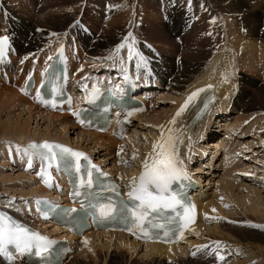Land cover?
<instances>
[{"label":"bare ground","instance_id":"bare-ground-1","mask_svg":"<svg viewBox=\"0 0 264 264\" xmlns=\"http://www.w3.org/2000/svg\"><path fill=\"white\" fill-rule=\"evenodd\" d=\"M111 2L115 4L118 0H0V37H8L9 59L8 62L6 61L7 64L0 67V139L14 134L17 138L11 145L25 146L27 140L42 138L57 140L82 149L91 160L95 157L94 161L109 170L125 189H130L132 178L139 177L143 171V163L153 152V144L160 139L159 126H164L165 131L174 128L175 134L182 139V143H177L176 147L190 183L196 187L198 194L203 192L202 197L197 200L199 208L197 219L185 232L184 239L170 245L145 242L141 244L123 233L95 232L80 237L68 236L64 230L46 222H40L38 229L50 236L61 235L60 233L64 232L62 236L69 240L72 248L80 249L78 254L73 253L67 257L63 264H142L141 261L133 258L137 255H140L143 264H166L167 261L169 264H213L214 262L222 264L227 260V256L220 261L212 254L217 251L214 243L216 241L222 244L218 253L219 250L225 254L234 250L238 255L247 256L248 260L237 264H264V233L257 230L256 233L252 232L255 235H246L244 232V229L249 227L247 220H264V197L261 198L260 191L248 184H245L247 187H237L240 184L238 183L240 177L237 178L236 174L242 169L238 170V165L234 162L237 156L232 154L233 156L229 157L231 152L227 160L222 159L223 169L216 171L217 153L225 145V140H218L219 131L225 130L227 126L241 127L243 121L247 122V118L249 120L247 125L264 120V0H191L190 6L188 0H125L121 4L125 6L124 9L119 7L110 9L108 6H111ZM100 5L101 7L107 5L105 9L107 12L118 9L105 24L104 33L93 36L85 32L84 18L93 11L98 21L102 20L106 12H100ZM116 6H119V3ZM161 10L167 11L169 15L165 23L158 16ZM213 20L215 23H212ZM6 21L9 23L8 26ZM196 30L202 31L205 37L213 38L207 50H205V40L200 47L194 49L193 44L197 39L193 40V33ZM129 32L137 38L140 52L149 61V71L135 72L137 61L133 60L134 64L128 61L127 48L120 52L119 58L124 61V67L129 69L128 74L138 83L136 87L139 89L144 86L152 90L159 86L161 81L166 87H170V91L181 93L178 99L173 98L175 101L168 99L174 103L170 106L171 111L168 109L170 111L168 116L161 118L153 101L152 103L147 101L145 111L128 120V123L136 120L139 122L141 119L146 120L147 118L144 117L147 115L153 120L151 124L155 129L150 144L145 147L146 152L140 153L138 158L141 160L140 164H136L135 167L133 162L127 163L131 168L125 169L123 161H127L124 156L127 154L118 147L122 145L121 138L129 136L126 125L111 129L106 134L82 129L75 124L69 113L50 112L48 107L38 103L35 97L29 98L23 87L31 75L37 82L36 87H39L42 84L39 74L43 76L46 73L49 62L61 49L68 60L69 77L73 85L78 86H72L73 92L70 91L72 96L78 95L77 104L74 106L77 110L83 106V101L94 84L110 85L118 78L124 77L119 60L116 57L113 59L107 57ZM75 35V41H70L68 36ZM144 37L158 44V47L150 46L142 40ZM80 43L86 53L83 52ZM40 48L42 49L37 53H28ZM147 49L150 51L148 52ZM16 53L25 54L27 59L16 58ZM83 53L88 60L84 56L82 58ZM101 64H105L103 69L105 71H100ZM112 71L115 72V77H112ZM85 85L88 86V91L84 90ZM209 85L212 87L209 88ZM79 89L84 90L82 95L77 94ZM197 89H206V91L201 92L190 107L177 118L175 125H170L169 122L185 103L186 98ZM175 95L173 94V97ZM209 96L212 99L208 104L209 108L198 117L201 105ZM253 96L258 103L260 102L259 104H253ZM231 97L234 99L233 107L240 108L243 114L235 118L234 123L227 125V122L215 119L220 115L228 114ZM245 98L249 99L246 103ZM143 99L145 102V97ZM19 107L24 108L22 111L25 112L26 118L23 119L22 114L18 112ZM246 113L249 114L248 117ZM3 114L7 117L5 122L1 120ZM33 115L42 122L35 119V127L32 129ZM245 116L246 119L243 120ZM45 120L48 121L46 126L43 122ZM218 124L220 129L217 128ZM215 128L216 132H214ZM76 129H79V132L75 131ZM120 130L124 135L122 137L118 135ZM72 135L75 137L72 138ZM207 142L210 143L207 145ZM4 143L6 144L7 141ZM2 146L3 142L0 144V147ZM208 146L213 150L206 153L205 149ZM116 150L119 151L115 155ZM11 152L10 147L1 151L4 156L0 158V167L5 165V162L8 167H13L11 170H18L19 174L14 179V172L10 171V168L6 169L11 172L10 174L0 172V189H3L6 198H2L0 193V208L2 206L4 210L34 223L35 219L31 213L34 199L43 193L44 196L53 198V194L46 192L50 188H46L45 184L38 180L39 169L35 161L32 167L34 173L29 175L31 169L29 172H22L15 166L17 163L26 169L27 159H22L21 156L14 158ZM194 164L197 165L195 169H193ZM199 169L202 171V176L205 174L208 178L210 174L217 176L218 180L216 179L214 188L210 187L211 180L207 178L204 179L206 186L204 185L205 189H203L199 183L201 175L196 174ZM54 176L59 182L58 176ZM37 181L39 183L36 185ZM18 189H21V194L17 193ZM5 203L12 208L8 209ZM227 210L230 217L228 221L219 220ZM237 211L245 214L246 218H241ZM85 240L89 241L87 245L84 243ZM206 240H208L207 245L209 244L208 249H202L203 252L196 249L197 254L193 256L194 251L191 250ZM242 243L256 251L255 254L250 251L244 253L243 250L242 252L239 250L241 252L239 253L237 247L240 248ZM110 249L122 252L108 256ZM79 254L81 256H77ZM128 258L131 261L127 260ZM14 259H20V255H14ZM5 260H7L5 257H0V264L7 263ZM23 261L26 264L25 260Z\"/></svg>","mask_w":264,"mask_h":264},{"label":"snow or ice","instance_id":"snow-or-ice-1","mask_svg":"<svg viewBox=\"0 0 264 264\" xmlns=\"http://www.w3.org/2000/svg\"><path fill=\"white\" fill-rule=\"evenodd\" d=\"M189 6L191 0H188ZM112 7L120 6H108ZM212 23H215L213 20ZM7 44L8 37H0V63H2L7 55ZM139 41L137 38L129 32L126 37L123 38L122 42L114 47L112 54L107 59H113L116 57L121 65V69L124 72V80L130 79L128 75L129 69L124 67V61L119 58L121 50L127 48L128 50V61H137L135 64L136 71H149V61L140 52L138 48ZM150 48V46H148ZM27 59V57H25ZM116 60H114V63ZM31 83V78H29ZM212 87L211 85L208 86ZM84 90L88 91V86H84ZM26 94L27 89H24ZM53 92H59V89L53 88ZM206 89H197L191 95H189L185 103L178 109L176 115L169 122L170 125H175L176 120L180 117L196 100L201 92ZM99 93L97 86H93L89 99L93 98ZM37 102L44 106H50L56 108V101L41 99L40 91H37ZM67 103L71 105L72 100L68 98ZM208 106L205 105V108ZM74 116H78L79 113L73 112ZM82 122V121H81ZM161 128V136L159 141L153 144V152L150 154L148 160L143 163V171L139 177H133L130 182V191L128 192V198L132 201V205L124 204V209H127L126 213H122L119 217L123 221L132 220L134 229L132 231H138L140 236L138 238L152 239L148 225L152 227L163 228V223H155L151 219L156 213L171 212L175 213L174 216L169 217V222L179 217L183 221V228L180 231L178 239H184L183 230L187 228L188 223L193 220L191 216L192 207L185 206L182 204L179 193L174 190L173 186L182 180H188L189 176L183 166L182 160L179 158L177 143H182V139L175 134L174 128H169L167 131L164 130V126ZM10 151L14 147L17 154L22 159H27V168L33 167V161L38 160L41 163V169L37 175L42 179V182L48 188H53V177L50 169L55 168L56 171H64L72 173L77 178L76 189L71 193L74 202L81 204V209L89 213L97 221L111 220L116 214V201L112 195H105V193H114L119 196L118 187L111 184L99 183L97 185V191L93 192V184L96 180V176L106 177L107 174L103 173L101 169L95 165L86 153L74 150L68 146L43 141L40 143L31 142L26 146L10 145ZM135 159V156H133ZM127 164V161H123ZM102 197V199H100ZM223 199V198H221ZM34 203L37 205V211L42 215V218L49 219L52 213L57 211V207L52 205L49 201L35 200ZM43 206V207H42ZM227 206V205H226ZM182 208L183 211L178 209ZM76 208L63 209L65 216L80 211ZM213 211H216L213 209ZM206 218H208L206 216ZM251 227L262 228L264 225L251 224ZM168 232L164 233L167 237ZM198 235V233H197ZM176 242V241H173ZM56 243L41 233L31 229L4 211H0V257H5L9 264H14V255L19 253L23 254H34L36 256L43 257L48 252L51 245ZM84 243L87 245L89 241L85 240ZM217 251L212 254L215 257L223 261L225 257L219 255L218 249L222 246L220 241L214 242ZM208 249V245L198 246L197 250ZM197 254L196 251L192 253L193 256ZM207 254V253H206Z\"/></svg>","mask_w":264,"mask_h":264},{"label":"rangeland","instance_id":"rangeland-1","mask_svg":"<svg viewBox=\"0 0 264 264\" xmlns=\"http://www.w3.org/2000/svg\"><path fill=\"white\" fill-rule=\"evenodd\" d=\"M113 1V0H112ZM121 0H118V3H119V8L120 9H124L125 8V6L124 5H121L122 4V2L124 3L125 2V0H123V1H121ZM118 3H115V4H112V2H111V6H116ZM155 4H159L158 2H155ZM250 6H252L251 4H250ZM106 7H107V5H105L104 7H101V5H100V7H99V9H100V12H106L105 13V15H103L104 17L102 18V20H99L98 21V19L96 18V16L95 15H93V11L92 12H90V13H88V15H87V17L86 18H84V23H85V32H87V33H90L91 35H93L94 36V34H97V35H101V34H103L104 32H103V29L105 28V24L107 23V21L112 17L111 15H113V14H115V13H117V9L118 8H116V9H114V10H111V11H109V12H107L105 9H106ZM113 8V7H112ZM19 10V9H18ZM115 11V13H113ZM160 15H158L163 21H164V23H165V19L169 16L168 15V13H167V11H163V10H161L160 11V13H159ZM90 18V19H89ZM99 22V23H98ZM101 23V24H100ZM240 25V24H239ZM243 27V26H242ZM259 32H260V30H259ZM199 34V35H198ZM202 34H204L202 31H198V30H196L194 33H193V40L195 41L196 39V41L194 42V44H193V47H194V49H196V48H198V47H200L204 42H202L203 40H205V44H206V46H205V50H207L208 48H209V45H210V41H211V39L213 40V38L210 36V37H205V36H203ZM206 34V33H205ZM206 35H208V34H206ZM72 37V38H71ZM68 38L70 39V41H75V39H76V35L75 36H68ZM142 40L143 41H146L150 46H153V47H158V44H156L155 42H153L152 40H148V39H145V37L144 38H142ZM78 43V42H77ZM80 45H81V48L83 49V52L84 53H86V50L83 48V46H82V44L80 43ZM147 51L149 52L150 51V49L148 50L147 49ZM84 53H83V55H82V58H83V56H84V58H86L87 59V57L84 55ZM159 54V53H158ZM161 55L159 54V57H160ZM83 60V59H82ZM81 60V61H82ZM88 60V59H87ZM83 62V61H82ZM81 62V63H82ZM104 63H107V62H104ZM132 63H134V61L132 62ZM209 63H210V61H209ZM208 63V64H209ZM99 67L101 68L100 69V71H105V70H103V69H105L104 67H105V64H101V65H99ZM99 71V72H100ZM138 72V71H137ZM94 74V73H93ZM159 86H157L156 88H153L152 90H149V92L151 93V97H150V102L152 103V101H153V104L155 105V106H157L156 107V110H157V112H160V114H159V116L161 117V118H163V117H166V116H168V114H170V111H171V109H170V106H173L174 105V103L173 102H171L170 100H168V99H172V101H175L176 99H178V97H180V93L181 92H175V91H170V87H166V85L164 84V83H161V81L159 82ZM162 95H161V94ZM173 94L175 95L174 97H173ZM171 95V96H170ZM160 96V97H159ZM164 97V98H163ZM233 97V96H232ZM231 97V101H229V103L230 104H228V106H229V108H228V111H227V113L228 114H226V116H224V114L223 115H220V116H218V117H216V119L215 120H222V121H225V122H227V125L228 124H230V123H234V121H235V118H237L238 116H240L241 114H243V111H241V110H239L240 108H237V106L234 108L233 107V102H234V99ZM254 97V96H253ZM161 98V99H160ZM173 98H175V100H173ZM244 98V97H243ZM246 100V101H245ZM249 99L248 98H245L244 99V101H245V103L248 101ZM157 102V103H156ZM171 102V103H170ZM170 103V104H169ZM173 103V105H171ZM260 103V102H259ZM258 103V101H256V99H255V97H254V100H253V104H259ZM238 105H240L239 104V102H238ZM169 107V108H168ZM18 109V112H20V115L22 114V118L24 119V118H26V116H25V112H23L22 111V109H24V108H22V107H19V108H17ZM170 111H169V110ZM165 110V111H164ZM234 110V111H233ZM16 111V110H15ZM168 111V112H167ZM231 111V112H230ZM166 112V113H165ZM151 115V114H150ZM163 115V116H162ZM248 113H246V116L248 117ZM246 116H245V118L243 119V120H245L246 119ZM244 117V116H243ZM147 121H150V122H147L146 120H144V119H141L139 122H136V121H134V122H132V123H130L127 127H128V129H127V134H129V136H127L126 135V137L124 138V137H122L121 138V147H118V149H120L121 148V150L122 151H125L124 153L125 154H127V155H124V156H126V160H127V162L128 163H132L133 162V164H135V167H137V165H139L140 164V162H141V160L140 159H138V158H140V153H143V152H146L145 151V147H147L149 144H150V139L153 137V135H154V129H155V127H153L152 126V122L151 121H153V120H151V119H149L150 118V116H145L144 117ZM219 118V119H218ZM7 119V117L3 114V115H1V120H2V122L4 121L5 122V120ZM32 122H31V127H32V129H33V127H35V123H34V120L35 119H37V121H38V117L36 116V115H33L32 116ZM227 119V120H226ZM26 120V119H25ZM40 120V122H42V120L41 119H39ZM13 121V120H12ZM214 121V120H213ZM246 121L247 122H245V121H243V123L241 124V127L240 126H238V127H231V126H227V128L225 129L223 126V128L225 129V130H220L219 131V138H218V140H225L224 141V147H221L219 150L220 151H218V156H217V163H216V165H217V169H216V171H220V170H222L223 169V165H224V163L222 164V159H224V160H227V158H229L230 156H237V160L236 161H234V162H236L237 163V165H238V170H240V169H242V170H240V171H237V178L238 177H240L239 178V182L238 183H240V184H238L237 185V187H247V185H245V184H248L249 186H251L252 188H257L259 191H260V194H261V198H263L264 197V120L261 122V121H258L259 122V124H258V122H254L255 124H253L252 123V125H251V123H249L248 125H247V123L249 122V120H248V118L246 119ZM43 122H45V126L46 125H48V121H43ZM144 123V124H143ZM246 123V124H245ZM135 124H136V126H135ZM139 124V125H138ZM142 124V125H141ZM146 124V125H145ZM258 124V125H257ZM133 125V126H132ZM251 125V126H250ZM255 125H257V126H255ZM132 126V127H131ZM143 126V127H142ZM250 126V127H249ZM259 126V127H258ZM248 127V128H247ZM256 127V128H255ZM217 128L218 129H220L219 128V124L217 125ZM232 128V129H231ZM233 128H234V130H233ZM231 129V130H230ZM239 129V130H238ZM216 128H215V131L214 132H216ZM238 130V131H237ZM258 130V131H257ZM68 131V130H67ZM75 131H78L79 132V129L77 130H75ZM231 131H234V132H232L231 133ZM239 131H240V134H239ZM130 132V133H129ZM245 132V133H244ZM137 134V135H136ZM216 134V133H215ZM214 134V135H215ZM75 135V134H74ZM74 135H72V138L73 137H75ZM79 135V134H78ZM131 135V136H130ZM214 135H212V136H214ZM236 135H237V137H236ZM124 136V135H123ZM226 136H228V137H226ZM230 136H232V137H230ZM259 136V137H258ZM128 137V138H127ZM16 138H17V136L16 135H10V136H6V138H2V139H0V144H2V142H3V146L2 147H0V158H3V154L1 153V151H3V149H5L6 150V148H8L12 143H14V140H16ZM71 138V139H72ZM259 138V139H258ZM232 139V140H231ZM132 140V141H131ZM213 140H216V139H214L213 138ZM212 139H211V141L212 142H214ZM227 140V141H226ZM4 141H7V143L5 144L4 143ZM125 141V142H124ZM210 141V142H211ZM127 142V143H126ZM129 142V143H128ZM210 142H207L206 144L208 145V143H210ZM232 144H231V143ZM9 143V144H8ZM5 144V145H4ZM235 147H234V146ZM218 146V145H217ZM4 147V148H3ZM227 148H229V149H227ZM234 150H233V149ZM14 147L11 149V155L12 156H17L15 153H14ZM226 149H227V151H226ZM231 149V150H230ZM212 151L213 149L212 148H209V146H208V148H206L205 149V152L207 153L208 151ZM214 150H216V149H214ZM119 150H116L115 151V155L117 154V152H118ZM209 151V152H210ZM217 151V150H216ZM232 151H233V153H232ZM234 151H236V152H234ZM230 152H231V154H230ZM238 152V153H237ZM230 154V155H229ZM233 154V155H232ZM222 157H221V156ZM225 155V156H224ZM228 155H229V157H228ZM133 156H135V159H133ZM245 156V157H244ZM127 157L129 158V159H127ZM223 157H225V158H223ZM247 157V158H246ZM94 159H95V157H93ZM213 158H215V157H213ZM219 159V160H218ZM239 159V160H238ZM241 159V160H240ZM221 160V161H220ZM248 160V161H247ZM225 162V161H224ZM4 164L5 165H3L2 167H0V172H2L3 174H10L11 172L10 171H13L14 172V174H13V177H14V179H15V176H17V174H19V172H18V170H16V169H14V170H11V168H13V167H8V165H6V163L4 162ZM137 164V165H136ZM222 164V165H221ZM132 165V164H131ZM10 166H13V165H10ZM197 166V165H196ZM195 164L193 165V168L195 169ZM245 166V167H244ZM9 169L10 168V171H8V170H6V169ZM124 168L125 169H130L131 168V166L128 164H125L124 165ZM220 169V170H219ZM249 171V172H248ZM198 172V173H197ZM203 173H206V172H203ZM196 174L197 175H201L200 177H201V182H199L201 185H202V187L204 188L206 185H205V180L208 178V176L205 174V175H203L202 176V171H200V169L199 170H197L196 171ZM241 174V175H240ZM205 179V180H204ZM208 179H210L211 180V184H210V187L212 188H214V185H215V181H216V179L218 180V178H217V176H213L212 174H210L209 175V178ZM247 179H248V181H247ZM254 179V180H253ZM253 180V181H252ZM20 183V182H19ZM24 183V182H23ZM22 183V184H23ZM9 184V186H10V183H8ZM205 185V186H204ZM241 185H243V186H241ZM254 186V187H253ZM1 188V187H0ZM21 189H18V192L17 193H19V194H21ZM207 191H209V190H207ZM0 193H1V196H2V198H5L4 197V195H3V189H0ZM16 193V194H17ZM17 197H18V195H17ZM6 199V198H5ZM12 203H14V202H12ZM7 204V203H6ZM229 210V209H228ZM228 210L223 214V215H221L220 217H219V220H221V219H223V220H226V221H228V219L230 218L229 216H228ZM236 210V209H235ZM238 212V215H240L241 216V218H246L245 216V214H242V213H239V211H237ZM227 214V215H226ZM243 216V217H242ZM247 222V224H248V226L249 227H246L247 229H244V232H245V234L246 235H255V234H253V233H256V231L257 230H259L261 233H264V229H262V228H256V227H251L250 225L251 224H255V225H264V220H247L246 221ZM220 223L221 224H223V225H225L222 221H220ZM243 224V223H242ZM253 232V233H252ZM196 242V241H195ZM207 243H208V240H206L204 243H200L199 244V246H203V245H207ZM209 245V244H208ZM241 247L240 248H238L237 247V251H241V250H243V252L244 253H247V251H250L252 254H255V252L256 251H254V250H252L251 249V247H246L243 243L240 245ZM198 248V245L197 246H195L194 247V249H192L191 251H195L196 249ZM79 250L80 249H78V250H76V252L74 253V254H76L77 252L79 253ZM245 250V251H244ZM199 251H201V252H203L202 251V249L201 250H199ZM239 251V253H241ZM115 252V253H114ZM122 251L121 250H115V249H110L109 251H108V256L109 255H117V254H120ZM77 253V254H78ZM141 253V252H140ZM222 252L219 250V255H223L224 257H226L227 256V260L225 261V263H223V264H237V263H241V262H243V261H246V260H248V259H246L247 258V256H245V255H238V254H236V252H234V250L232 251V252H226V254H225V252L224 253H222ZM230 253V254H229ZM263 255V254H262ZM77 256H81V254H79V255H77ZM140 255H137V256H134L133 258L134 259H137V260H139V261H141V263L143 264V262H142V260L140 259V257H139ZM234 256V257H233ZM241 256V257H240ZM234 258V259H233ZM127 260H129V261H131L129 258L127 259ZM235 260H237V262H235L234 263V261ZM257 263V262H256ZM258 263H259V261H258ZM166 264H169V262L167 261V263ZM252 264H255V263H252Z\"/></svg>","mask_w":264,"mask_h":264}]
</instances>
